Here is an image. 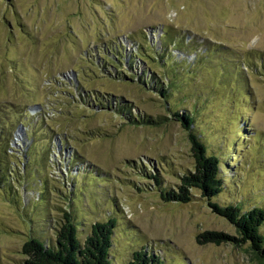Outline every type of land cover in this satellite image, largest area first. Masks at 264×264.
I'll use <instances>...</instances> for the list:
<instances>
[{
  "label": "rangeland",
  "instance_id": "1",
  "mask_svg": "<svg viewBox=\"0 0 264 264\" xmlns=\"http://www.w3.org/2000/svg\"><path fill=\"white\" fill-rule=\"evenodd\" d=\"M137 44L154 59L135 61ZM263 59L264 0H0V264H20L32 236L54 238L62 210L83 236L116 217L114 264L136 251L161 264H264L198 189L186 203L160 196L195 170V134L221 162L211 201L264 208ZM34 103L47 122L18 129L12 107L34 116ZM177 112L195 115L190 130ZM206 231L234 239L201 243Z\"/></svg>",
  "mask_w": 264,
  "mask_h": 264
},
{
  "label": "trees",
  "instance_id": "2",
  "mask_svg": "<svg viewBox=\"0 0 264 264\" xmlns=\"http://www.w3.org/2000/svg\"><path fill=\"white\" fill-rule=\"evenodd\" d=\"M150 42L152 43L153 41L150 39ZM153 44L154 49L159 50L156 42ZM133 48L136 50L134 53L135 61H145L147 58L154 59V56L147 53V50H140L139 44L135 45ZM103 51L104 56H102V59L108 63L109 66L114 67L115 70L124 72L117 50H106L103 48ZM155 53L158 55V52ZM181 54L184 53L182 52ZM187 58L189 57L187 56ZM182 61L185 63L187 62V59H183ZM148 64L150 65V63ZM261 67L264 73V59L261 62ZM121 76L124 77V74L118 73L117 78H120ZM161 93L164 94L165 92L161 91ZM164 97L169 98L166 94H164ZM96 101L97 103L91 101L90 105L95 109H102L104 105L102 100L96 99ZM112 103L115 104L117 102L115 101ZM32 105L40 108L38 112L36 111V114L34 113V116L30 113L28 108L20 110L18 106L12 107L13 114L18 116V129H22V125L29 129L31 126L29 120L35 117H38L41 124H44L46 121L45 110L44 113L41 112V109L44 108V106L35 103ZM123 107L124 104L120 105L119 103L118 109H124ZM125 107L127 109L128 106ZM35 108L37 109V107ZM127 111H130V109H127ZM174 115L180 117L179 120L186 129L190 130L192 128L193 122L195 121V115H192V113L189 112L184 115L177 112L174 113ZM125 119L127 121L126 123L129 124L142 123L132 114H130L129 117L125 116ZM151 121L154 123L152 119L146 123H150ZM189 137L195 159V170L184 174L181 178V184L177 188L168 190L162 189L160 191L161 198L165 202L186 203L194 198L191 189H198L202 197L209 200V205L213 209V212L232 222L242 234V238L239 240L249 242L251 248L255 251L256 256L264 261V232L261 230L264 225V208L255 206L250 210L244 211L238 204L222 205L220 203L212 202L211 199L218 197L224 191V180L220 175L222 172L220 159L214 154H208L206 144L202 142L197 135L190 134ZM31 138H34L33 133L30 135V139ZM2 171L4 170L2 169ZM2 171L0 168V181H6V178H4L6 177V175H4L6 173H2ZM153 178L158 184L161 183V180L156 175H154ZM60 213L61 218L59 219L58 226L54 227V238H47L41 234L42 240L36 238L37 236H32L25 241L22 246V253L26 258L21 261L20 264H114L111 258V249L113 246L112 237L114 229L118 223L116 217L93 224L90 232L83 236V233L79 230L82 223L76 222L73 214L69 211L62 210ZM224 238L234 239L229 235L216 231H206L199 235V241L201 243H220V240ZM161 263V258H155L151 253L147 254L145 251H136L133 255V259L128 264Z\"/></svg>",
  "mask_w": 264,
  "mask_h": 264
}]
</instances>
